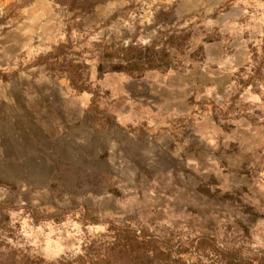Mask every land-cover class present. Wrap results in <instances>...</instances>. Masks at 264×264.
Segmentation results:
<instances>
[{"label":"rangeland","instance_id":"1","mask_svg":"<svg viewBox=\"0 0 264 264\" xmlns=\"http://www.w3.org/2000/svg\"><path fill=\"white\" fill-rule=\"evenodd\" d=\"M71 2L0 0V264L239 224L264 253V0ZM129 45L169 68L120 72Z\"/></svg>","mask_w":264,"mask_h":264},{"label":"trees","instance_id":"2","mask_svg":"<svg viewBox=\"0 0 264 264\" xmlns=\"http://www.w3.org/2000/svg\"><path fill=\"white\" fill-rule=\"evenodd\" d=\"M77 1L81 0H72L70 6L73 8ZM91 8L86 7L88 10ZM143 54L129 45L114 49L111 57L120 61L119 71L125 73L143 74L150 70L169 68L167 56L148 58ZM75 89L85 90L83 87ZM249 234V227L239 224L232 233L233 240L226 244L220 245L215 235L202 232L192 240L178 241L176 246H172L170 240L164 242L153 235L138 236L134 231H126L124 236L118 235L117 241L104 248V251L102 247L90 248L89 256L92 254L93 258L89 264H186L180 256L188 252L215 264H264V253L255 254L248 246Z\"/></svg>","mask_w":264,"mask_h":264}]
</instances>
